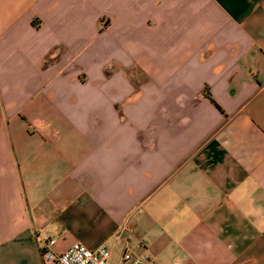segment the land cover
Masks as SVG:
<instances>
[{
    "label": "crops",
    "instance_id": "crops-1",
    "mask_svg": "<svg viewBox=\"0 0 264 264\" xmlns=\"http://www.w3.org/2000/svg\"><path fill=\"white\" fill-rule=\"evenodd\" d=\"M48 238L264 264V0H0V264Z\"/></svg>",
    "mask_w": 264,
    "mask_h": 264
},
{
    "label": "built area",
    "instance_id": "built-area-1",
    "mask_svg": "<svg viewBox=\"0 0 264 264\" xmlns=\"http://www.w3.org/2000/svg\"><path fill=\"white\" fill-rule=\"evenodd\" d=\"M121 239V234L115 237ZM56 240L48 238L40 247L41 264H158L156 259L138 253L125 240L124 251L118 262L112 259V250L106 244L91 249L81 243H75L65 251L56 249ZM142 244L137 245L142 248Z\"/></svg>",
    "mask_w": 264,
    "mask_h": 264
}]
</instances>
